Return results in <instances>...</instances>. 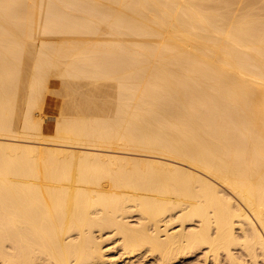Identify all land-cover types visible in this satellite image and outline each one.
<instances>
[{
	"label": "bare ground",
	"instance_id": "6f19581e",
	"mask_svg": "<svg viewBox=\"0 0 264 264\" xmlns=\"http://www.w3.org/2000/svg\"><path fill=\"white\" fill-rule=\"evenodd\" d=\"M222 263L264 264V0H0V264Z\"/></svg>",
	"mask_w": 264,
	"mask_h": 264
},
{
	"label": "rangeland",
	"instance_id": "374dc122",
	"mask_svg": "<svg viewBox=\"0 0 264 264\" xmlns=\"http://www.w3.org/2000/svg\"><path fill=\"white\" fill-rule=\"evenodd\" d=\"M50 80L53 82L61 81L60 78L56 77H51ZM63 103L64 99L61 95L49 92L46 93L41 113L43 116V126L45 128V135L49 138H52L56 135L58 123L62 118Z\"/></svg>",
	"mask_w": 264,
	"mask_h": 264
}]
</instances>
